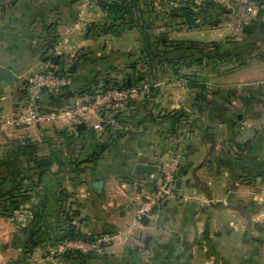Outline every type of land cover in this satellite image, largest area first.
<instances>
[{"label": "crops", "instance_id": "crops-1", "mask_svg": "<svg viewBox=\"0 0 264 264\" xmlns=\"http://www.w3.org/2000/svg\"><path fill=\"white\" fill-rule=\"evenodd\" d=\"M128 1L0 0V67L17 78L0 81V196L20 184L30 210L22 224L0 214V264H264V0H133L132 15L109 11ZM66 32L55 57L71 88L36 93L28 81ZM140 82L160 85L79 130L66 119L7 124L33 98L52 110L101 84ZM170 163L172 194L137 222ZM137 164L160 172L136 177ZM68 225L110 245L48 257Z\"/></svg>", "mask_w": 264, "mask_h": 264}, {"label": "built area", "instance_id": "built-area-1", "mask_svg": "<svg viewBox=\"0 0 264 264\" xmlns=\"http://www.w3.org/2000/svg\"><path fill=\"white\" fill-rule=\"evenodd\" d=\"M230 2L231 0H225ZM85 10L89 8V4L84 5ZM85 10L79 14V20L84 21L83 15ZM244 10L248 13H255V8L246 6ZM68 33L53 47L49 48L50 53L46 54L48 60L45 68L34 73L28 83L36 93H57L66 94L71 88L72 79L68 75L66 69L52 61L61 45L68 43ZM52 50V51H51ZM160 84L155 82L148 84L144 82L132 84L126 87L121 85H109L104 87L98 85L91 93L82 97L75 98L70 103L54 108L52 110H41L35 103V100L28 101L14 115L11 116L7 124L13 130H22L38 123H54L59 119H66L73 124L82 123L91 116L100 114L114 113L122 109L131 99L138 96H145L149 93L151 87H158ZM3 125H0V129ZM176 163H170L165 167L163 173V182L154 194L146 200L140 202L135 207V219L141 223L151 219L154 215L155 208L159 207L164 198L172 194L174 188L173 172ZM30 218L27 206H22L14 215L13 220L22 224ZM111 238L107 235L97 236L92 239H74L63 240L58 242L48 253V257L56 254L69 255L72 257L85 256L94 252H100L110 245Z\"/></svg>", "mask_w": 264, "mask_h": 264}, {"label": "trees", "instance_id": "trees-1", "mask_svg": "<svg viewBox=\"0 0 264 264\" xmlns=\"http://www.w3.org/2000/svg\"><path fill=\"white\" fill-rule=\"evenodd\" d=\"M112 7H109V11H112L114 14L120 16L119 19H122L124 16L132 15V11L134 9V2L133 0H129L127 4H117L114 3ZM203 46L194 45V48L199 50L202 49ZM212 48H218V44L213 43L211 45ZM52 61L56 64H60L56 57L52 59ZM115 85V84H113ZM104 87H107L103 84ZM109 86V85H108ZM126 87L127 85L124 83L121 85ZM192 87L194 84L191 85ZM64 95V94H63ZM29 196L21 191L20 184L14 187L12 190L8 191L4 195L0 196V214L12 217L14 212H16L22 205L26 202V199ZM70 215V214H69ZM76 215L71 213V218L73 219ZM71 219V221H72ZM74 239H86L84 235H82L74 225H68L60 234L54 235L51 238L53 242H60L63 240H74Z\"/></svg>", "mask_w": 264, "mask_h": 264}, {"label": "water", "instance_id": "water-1", "mask_svg": "<svg viewBox=\"0 0 264 264\" xmlns=\"http://www.w3.org/2000/svg\"><path fill=\"white\" fill-rule=\"evenodd\" d=\"M183 17L185 20V23L188 28L196 27L198 24L196 23V18L190 15L187 12L183 13ZM0 81L3 82L6 85H11L14 82L17 81V78L15 75L7 68L0 67ZM74 97V95L69 92L66 95V98ZM76 128L82 129L84 128L83 123H79L76 125ZM160 172V168L156 165L152 164H137L134 169V176L136 177H145L146 179H149L151 176L157 175ZM74 264H79V261H76Z\"/></svg>", "mask_w": 264, "mask_h": 264}, {"label": "rangeland", "instance_id": "rangeland-1", "mask_svg": "<svg viewBox=\"0 0 264 264\" xmlns=\"http://www.w3.org/2000/svg\"><path fill=\"white\" fill-rule=\"evenodd\" d=\"M102 85H103V84H102ZM22 206H27V207H28V210H29V206H28L27 203H25V204L22 205ZM22 206H21V207H22ZM21 207H20V208H21ZM20 208H19V209H20ZM19 209H18V210H19ZM18 210H17L16 212H14V215L18 212ZM29 213H30V210H29ZM14 215H13V217H14ZM15 223H16V222H15ZM57 243H58V242H56V243L54 244V246H55ZM54 246H52L51 248H53ZM48 253H49V251H48ZM60 255H61V254H60ZM72 258H74V257H72Z\"/></svg>", "mask_w": 264, "mask_h": 264}]
</instances>
